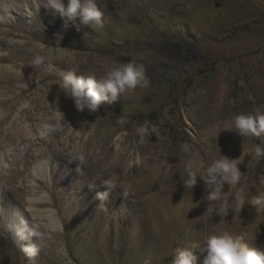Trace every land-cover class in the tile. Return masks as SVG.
Wrapping results in <instances>:
<instances>
[{
	"label": "rangeland",
	"instance_id": "1",
	"mask_svg": "<svg viewBox=\"0 0 264 264\" xmlns=\"http://www.w3.org/2000/svg\"><path fill=\"white\" fill-rule=\"evenodd\" d=\"M46 2L0 1V264H172L214 235L264 252V136L227 129L264 112V0H96V29ZM129 61L141 84L94 112L57 85ZM221 155L241 178L210 200Z\"/></svg>",
	"mask_w": 264,
	"mask_h": 264
},
{
	"label": "clouds",
	"instance_id": "2",
	"mask_svg": "<svg viewBox=\"0 0 264 264\" xmlns=\"http://www.w3.org/2000/svg\"><path fill=\"white\" fill-rule=\"evenodd\" d=\"M44 7L61 17L78 18L80 24L89 28L102 27V13L98 10L96 0H67V5L63 0H47ZM40 62L38 58L35 64L39 66ZM75 73V70H70L63 75L57 85L72 98L78 111L86 108L94 112L102 101H114L125 89L134 90L140 85L144 68L132 61L118 64L113 66L101 80H97L94 75L85 77L77 76ZM227 129L235 130L241 136H264V112L238 114ZM254 155L256 158L264 157V142L255 145ZM240 163L239 158L230 159L223 155L207 163L203 172L199 174V179L208 190V199L227 200L222 195V189L225 183L233 187L237 185L241 178L238 167ZM196 183L197 174L189 170L186 185L193 188ZM235 195L239 208L243 203L242 191H237ZM250 203L257 210H264V196H258ZM202 251L203 258L198 259L191 248H178L172 258V264H264V252L249 250L229 235L210 236L205 241Z\"/></svg>",
	"mask_w": 264,
	"mask_h": 264
},
{
	"label": "bare ground",
	"instance_id": "3",
	"mask_svg": "<svg viewBox=\"0 0 264 264\" xmlns=\"http://www.w3.org/2000/svg\"><path fill=\"white\" fill-rule=\"evenodd\" d=\"M1 2H3V1H6V2H9V6H10V10H13V6H12V4H10L11 3V0H0ZM2 5V4H1ZM28 131V130H27ZM5 143V142H4ZM0 146H1V144H0ZM47 219L50 221V225L53 227L54 226V222H55V220H54V218L51 216V214H48L47 215ZM56 224V223H55ZM54 228V227H53Z\"/></svg>",
	"mask_w": 264,
	"mask_h": 264
}]
</instances>
